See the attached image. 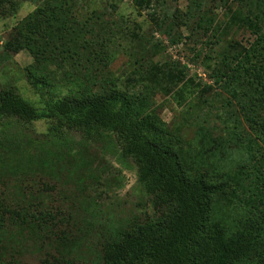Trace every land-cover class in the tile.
<instances>
[{
  "label": "rangeland",
  "instance_id": "374dc122",
  "mask_svg": "<svg viewBox=\"0 0 264 264\" xmlns=\"http://www.w3.org/2000/svg\"><path fill=\"white\" fill-rule=\"evenodd\" d=\"M71 1L78 23L86 26L87 37L98 42L97 51L104 57L95 61L100 69L96 75L113 79L132 104L141 100L142 120L162 126L197 169L232 185L237 181L231 180L233 176L239 178L240 189L233 196L229 189L216 213L225 215V223L232 226L231 221L256 211L247 185L263 148L243 119L233 86L208 88L184 64L227 72L223 57L228 45L249 48L255 40L250 28L229 19L234 12L245 16L247 9L232 0H152L143 8L132 0ZM43 2L0 0V89L13 86L35 106L50 93L27 81L25 69L33 63L30 53H11L5 43L15 26ZM50 70L56 76H49L48 82L55 85L63 74L56 67ZM79 72L83 75L85 70ZM2 154L16 170L15 176L6 177L5 191L25 192L56 216L55 239L62 256L51 242L40 253L26 255L25 264H41L46 258L52 264H90L102 243L119 230L160 218L171 207L140 182L136 162L124 155L122 144L108 132L88 133L51 117L27 123L6 117L0 123ZM73 237L79 238L77 246L62 245Z\"/></svg>",
  "mask_w": 264,
  "mask_h": 264
},
{
  "label": "trees",
  "instance_id": "16d2710c",
  "mask_svg": "<svg viewBox=\"0 0 264 264\" xmlns=\"http://www.w3.org/2000/svg\"><path fill=\"white\" fill-rule=\"evenodd\" d=\"M151 1L132 0L139 8ZM232 1L246 8L247 14L234 12L229 19L250 28L255 40L249 48L234 42L228 45L223 57L227 72L217 74L202 68L214 80L208 88L233 86L243 119L263 148L247 185L256 211L231 221L232 226L216 209L229 189H233L232 196L240 189L239 178L233 176L231 180L237 181L232 185L230 180L215 181L197 169L174 147L162 126L142 120L141 100L132 104L113 79L96 75L100 69L95 61L104 57L97 51L98 42L87 37L86 26L78 23L71 0H44L15 26L6 41L11 53H30L33 63L25 69L27 81L38 89H48L50 98L35 106L13 86L0 89V123L6 117L23 123L51 117L88 133L114 134L124 155L136 162L140 182L171 204L164 216L132 224L105 240L90 264H264V0ZM52 67L63 74L55 85L48 82L49 76H56ZM83 70L82 75L79 71ZM6 155L0 156V264H25L26 255L40 253L51 242L62 256L55 239V214L43 202H32L25 192L10 194L3 188L6 177L16 175L5 161ZM77 243L79 238L73 237L62 245L74 248ZM46 263L52 264L47 258L41 264Z\"/></svg>",
  "mask_w": 264,
  "mask_h": 264
},
{
  "label": "built area",
  "instance_id": "2783aa9c",
  "mask_svg": "<svg viewBox=\"0 0 264 264\" xmlns=\"http://www.w3.org/2000/svg\"><path fill=\"white\" fill-rule=\"evenodd\" d=\"M173 48L175 49V47H170L169 49L172 51ZM186 65V67L193 72L200 80H203L205 83L209 84H213V80H211L212 78L209 77L208 73L201 67L193 64V63H189V62H185L184 63ZM210 79V80H209Z\"/></svg>",
  "mask_w": 264,
  "mask_h": 264
}]
</instances>
